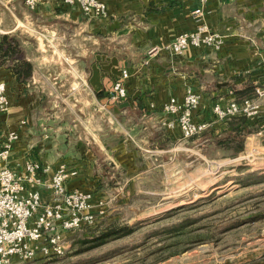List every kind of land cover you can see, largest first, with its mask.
Returning <instances> with one entry per match:
<instances>
[{
  "label": "crops",
  "instance_id": "0c3cea01",
  "mask_svg": "<svg viewBox=\"0 0 264 264\" xmlns=\"http://www.w3.org/2000/svg\"><path fill=\"white\" fill-rule=\"evenodd\" d=\"M102 1L107 6L106 17L85 15L77 5L62 0H39L32 9L23 0H14L13 10H0V35H17L33 65L30 77L17 81L0 64L9 98V107L0 111V146L8 132L16 129L18 136L4 161L13 172L22 173L26 162L39 161L49 167L41 175L49 176L65 164L76 170L66 188L85 189L102 176L94 174L96 168L130 171L141 144L157 147L159 141L176 142L181 136L179 126L162 105L172 96L181 101L187 86L200 94L193 118L206 123L201 132L215 135L226 127L217 125L213 104L226 102L239 92L251 97L254 87L264 84V0H207L202 16L212 30L223 35L220 49L188 46L179 55L162 49L148 57L153 45L165 46L178 33L195 28L200 17L193 10L201 6L200 0H180L172 6L167 0ZM64 54L71 62L68 58L67 64L63 62ZM122 70L128 72L124 80L127 96L111 102L108 91ZM71 86L77 87L72 90ZM96 102L104 104L103 133L72 129L76 127L72 118L84 113L73 105L94 106ZM259 105L260 113L247 117L248 128L264 123V96ZM69 111L71 119L67 118ZM21 120L25 121L22 126ZM169 121L174 125L169 126ZM256 134L250 137L253 145ZM40 191L42 200H50L48 189L41 187ZM238 263L259 264L253 258Z\"/></svg>",
  "mask_w": 264,
  "mask_h": 264
},
{
  "label": "rangeland",
  "instance_id": "374dc122",
  "mask_svg": "<svg viewBox=\"0 0 264 264\" xmlns=\"http://www.w3.org/2000/svg\"><path fill=\"white\" fill-rule=\"evenodd\" d=\"M13 1L0 0V10H13ZM75 107L84 113L72 118L68 112L72 129L103 133L104 104ZM90 107L92 116L85 112ZM216 120L226 128L215 135L206 131L181 135L174 144H141L128 172L96 168L94 174L102 176L81 189L93 194L95 220L64 233L61 256L15 258L11 264H241L243 258L264 264V147H257L264 146V123L239 130L231 127V117ZM108 227L124 231L91 246L89 240Z\"/></svg>",
  "mask_w": 264,
  "mask_h": 264
},
{
  "label": "built area",
  "instance_id": "2783aa9c",
  "mask_svg": "<svg viewBox=\"0 0 264 264\" xmlns=\"http://www.w3.org/2000/svg\"><path fill=\"white\" fill-rule=\"evenodd\" d=\"M23 1L32 9L39 0ZM62 2L70 6L77 5L86 15L106 17L108 14L106 3L102 0ZM205 2L207 0H200L201 6L193 10L200 17L194 29L178 33L165 46L153 45L149 48L147 57L162 49L179 55L188 46L220 49L223 35L212 30L201 20L202 5ZM261 64L264 69V57ZM127 77L128 72L122 70L121 76L113 81L108 91V100L117 103L127 96L124 84ZM263 96L264 84L257 85L251 97H232L226 102H215L212 106L213 115L220 120L237 115L254 117L260 110L259 99ZM199 100L200 94L187 86L181 101L172 96L162 105L163 111L175 116L184 138L198 134L206 127L205 122H198L193 118V111ZM8 107L6 83L0 78V111H5ZM173 123L169 121L168 125L173 126ZM24 124V120L19 123L20 126ZM17 136L16 129L9 131L0 146V264H11L15 258L29 261L35 258L61 256L65 250L64 233L91 224L96 218L93 211L95 202L93 194L90 191L66 188L67 180L76 174L75 169L60 164L49 176H42L41 174L48 173L49 167L43 166L39 161L26 162L24 171L19 174L4 165L12 142ZM26 184L29 185V189L26 188ZM39 187L51 192L50 200H42Z\"/></svg>",
  "mask_w": 264,
  "mask_h": 264
},
{
  "label": "trees",
  "instance_id": "16d2710c",
  "mask_svg": "<svg viewBox=\"0 0 264 264\" xmlns=\"http://www.w3.org/2000/svg\"><path fill=\"white\" fill-rule=\"evenodd\" d=\"M167 1L169 6L180 4V0ZM0 64L7 66L15 75L17 81H25L30 77L33 65L32 62L25 57L21 46V40L17 35L8 33L0 35ZM231 118L234 120L231 127H235L239 130L240 128H248L246 116H233ZM235 124L240 125V128ZM240 148L239 146V149ZM123 231V229L108 227V229H104V231L93 236L89 240V242H91L90 245H99L109 238L121 236Z\"/></svg>",
  "mask_w": 264,
  "mask_h": 264
}]
</instances>
